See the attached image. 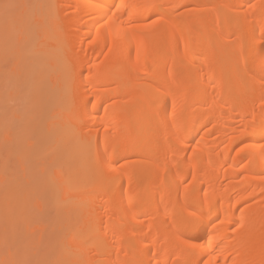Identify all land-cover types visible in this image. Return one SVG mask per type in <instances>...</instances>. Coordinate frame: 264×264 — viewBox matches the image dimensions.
<instances>
[{
	"label": "bare ground",
	"instance_id": "obj_1",
	"mask_svg": "<svg viewBox=\"0 0 264 264\" xmlns=\"http://www.w3.org/2000/svg\"><path fill=\"white\" fill-rule=\"evenodd\" d=\"M261 28L264 0H0V264H264Z\"/></svg>",
	"mask_w": 264,
	"mask_h": 264
},
{
	"label": "snow or ice",
	"instance_id": "obj_2",
	"mask_svg": "<svg viewBox=\"0 0 264 264\" xmlns=\"http://www.w3.org/2000/svg\"><path fill=\"white\" fill-rule=\"evenodd\" d=\"M13 7H19V5H9L7 3H5L3 5V8L5 9L6 12H7L8 9L13 8ZM121 7H122V5H116L117 9H120ZM143 7H145V8H162L163 5H144ZM249 7L250 8H254L255 5L250 4ZM157 22H159V21L158 20L153 21V23H157ZM260 31H261V36L264 37V28H261ZM261 64H262V66H264V56L261 57ZM197 211H199V209H197ZM197 222H198V218L196 216V212L191 213L190 217H189V220H188V225L190 227H195ZM73 242L74 243H82V242H85V241H82L80 238L74 236L73 237ZM6 264H33V262L25 260V261H16V262H6ZM37 264H39V262H37Z\"/></svg>",
	"mask_w": 264,
	"mask_h": 264
}]
</instances>
